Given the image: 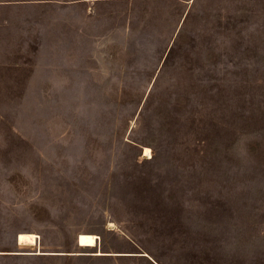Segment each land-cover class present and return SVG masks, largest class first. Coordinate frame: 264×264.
<instances>
[{
    "label": "rangeland",
    "instance_id": "374dc122",
    "mask_svg": "<svg viewBox=\"0 0 264 264\" xmlns=\"http://www.w3.org/2000/svg\"><path fill=\"white\" fill-rule=\"evenodd\" d=\"M154 263L264 264V0H0V264Z\"/></svg>",
    "mask_w": 264,
    "mask_h": 264
},
{
    "label": "bare ground",
    "instance_id": "6f19581e",
    "mask_svg": "<svg viewBox=\"0 0 264 264\" xmlns=\"http://www.w3.org/2000/svg\"><path fill=\"white\" fill-rule=\"evenodd\" d=\"M143 156L149 158L151 156V151L149 148L144 147L143 148ZM34 238H36V235L34 234H24L19 236V242L22 243H33ZM93 245H97V237L93 234H81L78 237V246L80 247H90ZM101 254V253H99Z\"/></svg>",
    "mask_w": 264,
    "mask_h": 264
},
{
    "label": "water",
    "instance_id": "95a60500",
    "mask_svg": "<svg viewBox=\"0 0 264 264\" xmlns=\"http://www.w3.org/2000/svg\"><path fill=\"white\" fill-rule=\"evenodd\" d=\"M143 257H147V255H142ZM151 260V259H150ZM153 262V261H152ZM154 264H156V263H154Z\"/></svg>",
    "mask_w": 264,
    "mask_h": 264
}]
</instances>
